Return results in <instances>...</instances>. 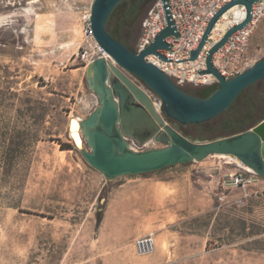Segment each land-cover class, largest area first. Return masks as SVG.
I'll return each mask as SVG.
<instances>
[{"label": "rangeland", "instance_id": "1", "mask_svg": "<svg viewBox=\"0 0 264 264\" xmlns=\"http://www.w3.org/2000/svg\"><path fill=\"white\" fill-rule=\"evenodd\" d=\"M91 2L0 0V151L12 140L21 147L12 144L10 159L0 153V264H264V180L232 185L223 163L231 158L141 174L175 183L147 201L115 193L129 175L106 180L74 147L69 118L98 105L85 72L101 53L82 32ZM247 57H264V16ZM149 231L156 249L137 255L132 240Z\"/></svg>", "mask_w": 264, "mask_h": 264}, {"label": "water", "instance_id": "2", "mask_svg": "<svg viewBox=\"0 0 264 264\" xmlns=\"http://www.w3.org/2000/svg\"><path fill=\"white\" fill-rule=\"evenodd\" d=\"M118 1L92 0L90 4L93 38L105 53L93 58L85 72L87 87L96 95L98 105L78 120V140L72 139L70 134L75 118L71 116L68 120L69 137L86 163L106 180H112L225 155L264 180V116L246 130L209 140H193L179 130V123H199L215 117L226 110L245 87L264 77V58L230 78L221 75L212 64L214 52L233 32L249 22L252 3L256 0H231L224 4L211 18L197 49L191 53V59H194L223 13L235 4L245 6V19L227 29L208 50L206 68L200 73L212 74L217 79V87L205 97L183 91L159 67L145 59L150 53L164 58L158 49H167L165 37L176 34L167 4H164L166 26L149 45L136 52L112 37L106 29L107 18ZM128 73L138 77L160 98L162 114L145 88ZM167 118L175 122L171 123ZM126 138L161 146L135 150Z\"/></svg>", "mask_w": 264, "mask_h": 264}, {"label": "built area", "instance_id": "3", "mask_svg": "<svg viewBox=\"0 0 264 264\" xmlns=\"http://www.w3.org/2000/svg\"><path fill=\"white\" fill-rule=\"evenodd\" d=\"M229 1L231 0H165V2L163 0H155L147 9L141 21L140 34L135 42V51L139 52L149 45L166 26L164 9V4L166 3L176 34H170L165 37V41L168 44L167 49H158V53L164 58L159 57L158 54L150 53L145 56V59L159 67L177 85L217 83V79L212 74L200 73V70L206 68V56L211 46L223 36L227 29L245 19V6L243 4H235L230 7L226 11L228 12L226 17L220 23L223 13L214 23L203 46L194 59H191V53L197 49L211 18ZM263 16L264 0H256L252 3L249 22L233 32L212 55L213 66L225 78H230L240 73L250 65L247 57L250 35L258 20ZM82 32L86 40L93 41L96 45L90 26L89 13L83 19ZM97 48L99 49L98 46ZM100 53L105 54L103 50H100ZM128 75L145 88L151 96L154 106L162 114L160 98L146 87L138 77L130 73ZM208 76L210 77L208 78ZM126 139L129 146L135 150H142L155 145L149 142L138 143L131 138ZM238 166L239 168L230 170L226 174L232 185L245 188L260 179L257 175L248 172L244 167ZM217 199L221 202L224 201V195L222 193L218 194ZM133 247L137 255H147L154 252L156 249L154 233L149 232L135 237Z\"/></svg>", "mask_w": 264, "mask_h": 264}, {"label": "trees", "instance_id": "4", "mask_svg": "<svg viewBox=\"0 0 264 264\" xmlns=\"http://www.w3.org/2000/svg\"><path fill=\"white\" fill-rule=\"evenodd\" d=\"M155 0H120L118 1L113 9L111 10L107 21H106V29L108 33L117 39L119 42L127 46L128 48L135 51V42L140 34L141 29V21L147 11V9L151 6V4ZM129 35H132L133 41L130 44L128 42ZM264 57H261L262 59ZM258 80L256 81V83ZM255 83V82H254ZM180 89L187 92L188 94L205 97L209 95L216 87L217 83L212 84H203V85H195L194 87H189L185 85H177ZM245 87L236 98L230 103L228 108L222 112H220L215 117L199 122V123H191V125L195 128L201 129V131L196 132L193 129L182 130L179 127L180 132L190 138L197 140H209L214 139L221 136H227L230 134H234L243 130H246L252 126H254L264 114H256L255 107L260 103L259 98L254 95H249L247 93L248 88ZM187 88V89H186ZM29 100V99H27ZM37 104H42L40 100L37 101ZM44 108L43 111L37 114V121L42 120L44 118ZM169 122L174 123L173 120L167 118ZM44 134H49L48 132H43ZM51 140H57L60 142V146L63 148H71L72 146L68 143L64 145L61 143L60 139L51 137ZM39 139H42L39 133L33 136L32 144L36 143ZM16 144L15 146H19L18 143L12 140L2 151H0L1 155H4V158L11 157L12 153H14V147L12 144ZM21 147H18L17 150H20ZM24 149V148H22ZM18 153L24 154L25 151H19ZM8 168L12 165L10 162L2 161V165ZM102 220V214L99 213L96 217L97 224Z\"/></svg>", "mask_w": 264, "mask_h": 264}, {"label": "crops", "instance_id": "5", "mask_svg": "<svg viewBox=\"0 0 264 264\" xmlns=\"http://www.w3.org/2000/svg\"><path fill=\"white\" fill-rule=\"evenodd\" d=\"M223 163L229 164V166L226 168L228 171L239 168V166L234 161H231L229 159H224ZM118 178H121V177L119 176ZM259 180L260 179H257L256 182H259ZM222 182H223L222 184L224 185L226 182L225 179H223ZM174 185L175 183L171 179L160 178V177L153 176V175L146 176V175L139 174V175H129L128 177H125L123 181H120V182L118 181L116 186H114V191L115 193H128L129 192V193H133V195L136 193H144L147 201L149 200L151 201L154 198L161 197V196L165 199L168 195L167 191L170 190V188H172ZM149 232H152V231H149ZM149 232L143 233L142 235H145ZM137 236H140V235H136L135 237ZM129 237L132 238L133 236L130 235Z\"/></svg>", "mask_w": 264, "mask_h": 264}, {"label": "flooded vegetation", "instance_id": "6", "mask_svg": "<svg viewBox=\"0 0 264 264\" xmlns=\"http://www.w3.org/2000/svg\"><path fill=\"white\" fill-rule=\"evenodd\" d=\"M132 41H133V37L132 35H129L128 42L131 44ZM247 93L252 96L256 95L260 100V103L254 109L255 113L258 115L264 114V77L259 79L257 83L256 82L252 83L250 87L248 88ZM173 122L175 121L173 120ZM179 127H181V129L185 131L188 129H193L196 132L201 131V129L193 127L191 123H186V124L179 123Z\"/></svg>", "mask_w": 264, "mask_h": 264}, {"label": "bare ground", "instance_id": "7", "mask_svg": "<svg viewBox=\"0 0 264 264\" xmlns=\"http://www.w3.org/2000/svg\"><path fill=\"white\" fill-rule=\"evenodd\" d=\"M233 9V8H232ZM231 9V10H232ZM231 10H229V11H231ZM228 12H226V13H224L223 14V16L221 17V20H220V23H222V21L224 20V18L226 17V14H227ZM99 51L101 50L100 48L98 49ZM210 76H208V78H209ZM74 118H75V122H73V124H72V128H71V131H70V134H71V137H72V139H76V140H78V138H79V124H78V120L79 119H81L80 117H78V116H73ZM219 157H228V158H231V159H233L232 157H230V156H225V155H218Z\"/></svg>", "mask_w": 264, "mask_h": 264}]
</instances>
